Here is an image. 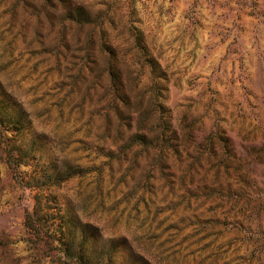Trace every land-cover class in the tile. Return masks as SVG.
Here are the masks:
<instances>
[{
	"label": "rangeland",
	"instance_id": "1",
	"mask_svg": "<svg viewBox=\"0 0 264 264\" xmlns=\"http://www.w3.org/2000/svg\"><path fill=\"white\" fill-rule=\"evenodd\" d=\"M0 264H264V0H0Z\"/></svg>",
	"mask_w": 264,
	"mask_h": 264
},
{
	"label": "trees",
	"instance_id": "2",
	"mask_svg": "<svg viewBox=\"0 0 264 264\" xmlns=\"http://www.w3.org/2000/svg\"><path fill=\"white\" fill-rule=\"evenodd\" d=\"M35 198V207H38L40 205V200L42 198H49L50 201H53L56 203V197L54 195L48 194L46 196H43L42 194H35L34 196ZM37 214V210L35 208V210L33 212H27L26 216V220H25V224L26 222H29L32 219V215ZM42 226L40 224L37 225H33V230L35 233H39L42 231Z\"/></svg>",
	"mask_w": 264,
	"mask_h": 264
}]
</instances>
